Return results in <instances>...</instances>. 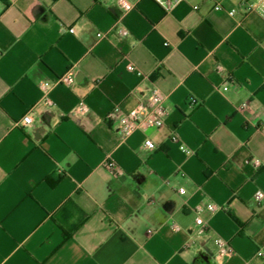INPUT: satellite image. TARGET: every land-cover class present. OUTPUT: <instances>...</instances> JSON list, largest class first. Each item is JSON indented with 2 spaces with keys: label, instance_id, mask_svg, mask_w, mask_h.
I'll return each instance as SVG.
<instances>
[{
  "label": "crops",
  "instance_id": "crops-1",
  "mask_svg": "<svg viewBox=\"0 0 264 264\" xmlns=\"http://www.w3.org/2000/svg\"><path fill=\"white\" fill-rule=\"evenodd\" d=\"M128 1L0 0V264H264L261 9ZM68 72L75 83L40 105V83ZM152 87L164 127L123 138L108 114ZM208 204L221 210L199 234ZM218 239L234 250L220 262Z\"/></svg>",
  "mask_w": 264,
  "mask_h": 264
},
{
  "label": "built area",
  "instance_id": "built-area-1",
  "mask_svg": "<svg viewBox=\"0 0 264 264\" xmlns=\"http://www.w3.org/2000/svg\"><path fill=\"white\" fill-rule=\"evenodd\" d=\"M164 11H170L178 4L184 2L185 0H154ZM214 1V0H209ZM116 4L118 8L122 12H129L135 8V5L128 0H116ZM126 5H131L130 9L126 7ZM245 8L247 11H256L257 9H261L262 14L264 16V0H258L257 2H250L247 0H242L239 8ZM195 9H198L197 7ZM215 10L220 11L223 10L221 5H216ZM238 12V9L235 8L229 11L231 16H235ZM74 33V30L70 31ZM120 35L126 34L124 30L119 31ZM102 37V34L98 35ZM128 69L130 71H134L135 68L133 66H129ZM75 83V75L72 72H68L60 77H58L54 82L50 81H42L40 83V89L42 92V98L40 100V105L45 108L54 107V101L51 97V92L54 87L58 85H66L71 86ZM228 88H225L227 90ZM167 97L162 93V91L156 87H152L147 90L145 95V100L140 102L135 108L132 110L125 112L120 108H115L111 111L107 116V121L111 123L122 135L123 138H127L131 136L133 133L137 131H146L149 129H161L165 125V121L168 117L169 111L166 106ZM194 104L195 102L192 101ZM246 104H244V107ZM89 112V107L85 101H80L77 107L74 110V114L76 115H86ZM33 124V112H29L24 116L20 125L22 127H30ZM172 141L177 142L178 136L173 134ZM154 145L152 141H146L144 147L149 150H154V148L148 147V143ZM182 149V146L180 147ZM184 153H189V151L183 147L182 150ZM256 165H260L259 161H255ZM106 168L114 177H119L122 171L117 167L116 163L113 161H108L106 163ZM181 191V190H180ZM263 198L262 194L257 195V199L261 200ZM208 211L211 214H215L221 210V208L216 204H208L201 205L195 208L196 213V224L199 227V234H205L207 232V224L204 219L201 217V214L204 211ZM175 230H179L178 226H174ZM216 243L219 247V250L215 256L217 261H222L226 257H230L234 254L233 248L227 244L225 241L218 239ZM190 247V245H186V248ZM260 255V254H259Z\"/></svg>",
  "mask_w": 264,
  "mask_h": 264
},
{
  "label": "clouds",
  "instance_id": "clouds-1",
  "mask_svg": "<svg viewBox=\"0 0 264 264\" xmlns=\"http://www.w3.org/2000/svg\"><path fill=\"white\" fill-rule=\"evenodd\" d=\"M126 7H128L130 9L131 5H126ZM148 147L154 148V145L149 142L148 143ZM181 150H183V146H182V149ZM181 192L183 193L184 192V189H181Z\"/></svg>",
  "mask_w": 264,
  "mask_h": 264
},
{
  "label": "water",
  "instance_id": "water-1",
  "mask_svg": "<svg viewBox=\"0 0 264 264\" xmlns=\"http://www.w3.org/2000/svg\"><path fill=\"white\" fill-rule=\"evenodd\" d=\"M204 260H205L206 262H208V258H207V257H204Z\"/></svg>",
  "mask_w": 264,
  "mask_h": 264
}]
</instances>
